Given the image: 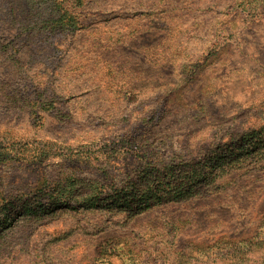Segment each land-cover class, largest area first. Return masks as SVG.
Segmentation results:
<instances>
[{
  "label": "rangeland",
  "instance_id": "374dc122",
  "mask_svg": "<svg viewBox=\"0 0 264 264\" xmlns=\"http://www.w3.org/2000/svg\"><path fill=\"white\" fill-rule=\"evenodd\" d=\"M228 149L219 190L121 207ZM237 259L264 264V0H0V264Z\"/></svg>",
  "mask_w": 264,
  "mask_h": 264
},
{
  "label": "trees",
  "instance_id": "16d2710c",
  "mask_svg": "<svg viewBox=\"0 0 264 264\" xmlns=\"http://www.w3.org/2000/svg\"><path fill=\"white\" fill-rule=\"evenodd\" d=\"M244 137L246 140L249 136ZM254 138L255 137H252V139ZM125 141L126 139L124 142ZM247 143L245 146L238 149H245ZM230 149H228L227 152H222L220 156L216 154V161L215 158H212L209 160L205 159L203 161H185L181 162L178 166H173L169 163H160V166L154 165L155 168L152 169V173L149 174L148 178L147 176L143 177L144 180L141 182L131 181L128 186L119 190L120 193H123V196L121 197L123 200L120 202L121 207L123 209H132L133 212L137 214L148 210L154 205L160 206L176 203L195 196H202L208 192L219 190L221 187L218 185L217 181L220 180L221 176L226 173L228 169L232 170L239 167L238 165L242 167V156L245 154L249 156L253 153V149L245 150L243 154H240V152L234 153L233 150L235 149ZM186 164H188L189 167ZM132 184L133 191L130 189ZM204 188L206 189L204 190ZM117 194L118 193H115L113 194L114 196H112L111 193H107L105 199L108 198L109 200H114ZM87 195L88 194L81 199L88 201V198H86ZM102 197L103 196L100 195L96 196V199H98V202L101 204V201L104 199V197ZM109 202L110 201H108L107 204L108 206ZM113 204H115V200ZM250 244L252 245L253 243L250 241ZM230 245L233 247L235 244L232 243ZM240 250L241 249L239 248V251ZM236 261H239V264L244 263V261L241 262L238 259ZM245 264H251L250 260L247 259Z\"/></svg>",
  "mask_w": 264,
  "mask_h": 264
}]
</instances>
